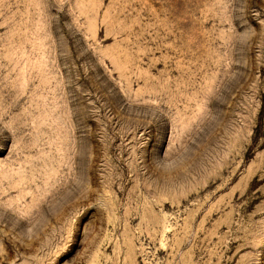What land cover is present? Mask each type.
I'll use <instances>...</instances> for the list:
<instances>
[{"label": "rangeland", "instance_id": "1", "mask_svg": "<svg viewBox=\"0 0 264 264\" xmlns=\"http://www.w3.org/2000/svg\"><path fill=\"white\" fill-rule=\"evenodd\" d=\"M0 264H264V0H0Z\"/></svg>", "mask_w": 264, "mask_h": 264}]
</instances>
